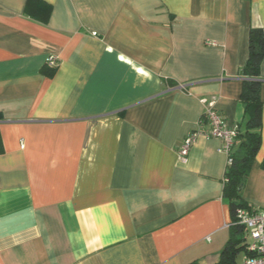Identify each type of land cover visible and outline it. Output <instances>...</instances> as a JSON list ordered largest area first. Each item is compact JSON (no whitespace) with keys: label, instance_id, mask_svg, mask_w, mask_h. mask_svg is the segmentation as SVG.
Wrapping results in <instances>:
<instances>
[{"label":"crops","instance_id":"obj_1","mask_svg":"<svg viewBox=\"0 0 264 264\" xmlns=\"http://www.w3.org/2000/svg\"><path fill=\"white\" fill-rule=\"evenodd\" d=\"M29 1L0 0V264H218L228 156L179 150L205 100L242 133L264 0ZM261 136L242 197L264 210V107Z\"/></svg>","mask_w":264,"mask_h":264},{"label":"trees","instance_id":"obj_2","mask_svg":"<svg viewBox=\"0 0 264 264\" xmlns=\"http://www.w3.org/2000/svg\"><path fill=\"white\" fill-rule=\"evenodd\" d=\"M34 0H30L28 6ZM50 10V9H49ZM48 16L46 17L47 21ZM264 62V30L251 28L249 32V52L247 62L242 69L243 90L240 102L245 109V126L240 135V143L232 154L233 163L227 165L224 180V198L227 200L231 215L230 237L220 254L218 264H237V258L246 252L244 226L238 224L237 211L252 208L242 197V190L256 156L261 148L262 112L264 103L261 99V72ZM55 69L51 71L53 76ZM3 153L0 138V154Z\"/></svg>","mask_w":264,"mask_h":264},{"label":"built area","instance_id":"obj_3","mask_svg":"<svg viewBox=\"0 0 264 264\" xmlns=\"http://www.w3.org/2000/svg\"><path fill=\"white\" fill-rule=\"evenodd\" d=\"M58 63L59 60L55 56H51L47 60V65L51 68H56ZM205 102L207 108L203 121L207 124V130H197L185 138L179 150V159L186 162L196 138L203 135L223 142L222 150L228 156L227 165L231 166L233 163L232 154L239 141L241 128L237 124L229 125L225 121L221 114L215 110V100H205ZM237 219L238 224L244 226L246 230V252L242 264H264V210L254 207L239 209Z\"/></svg>","mask_w":264,"mask_h":264},{"label":"rangeland","instance_id":"obj_4","mask_svg":"<svg viewBox=\"0 0 264 264\" xmlns=\"http://www.w3.org/2000/svg\"><path fill=\"white\" fill-rule=\"evenodd\" d=\"M241 256H239V258H240Z\"/></svg>","mask_w":264,"mask_h":264},{"label":"water","instance_id":"obj_5","mask_svg":"<svg viewBox=\"0 0 264 264\" xmlns=\"http://www.w3.org/2000/svg\"><path fill=\"white\" fill-rule=\"evenodd\" d=\"M241 75H242V73H241Z\"/></svg>","mask_w":264,"mask_h":264}]
</instances>
